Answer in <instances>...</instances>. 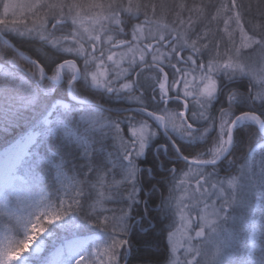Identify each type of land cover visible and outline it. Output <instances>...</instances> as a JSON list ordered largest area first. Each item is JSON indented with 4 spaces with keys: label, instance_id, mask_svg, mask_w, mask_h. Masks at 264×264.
<instances>
[{
    "label": "snow or ice",
    "instance_id": "snow-or-ice-1",
    "mask_svg": "<svg viewBox=\"0 0 264 264\" xmlns=\"http://www.w3.org/2000/svg\"><path fill=\"white\" fill-rule=\"evenodd\" d=\"M0 9V264H264V0Z\"/></svg>",
    "mask_w": 264,
    "mask_h": 264
},
{
    "label": "rangeland",
    "instance_id": "rangeland-1",
    "mask_svg": "<svg viewBox=\"0 0 264 264\" xmlns=\"http://www.w3.org/2000/svg\"><path fill=\"white\" fill-rule=\"evenodd\" d=\"M201 1V0H200ZM167 3L169 4H173V2L170 0V1H166ZM176 3H180V2H185V0H175ZM213 3V4H219L221 2L223 3H228L230 4L231 3V0H204L203 3ZM192 4V3H191ZM190 4V5H191ZM0 11H2V9H0ZM185 15H187V13H185ZM227 17H224V19H226ZM29 24L31 23V19H29ZM217 27L216 23L214 22L213 23V30H215ZM219 29L222 31L223 28H224V24H223V20L221 19L219 21V25H218ZM26 55V54H25ZM253 60H254V66L256 67V70H257V73H258V78H259V67L261 65V59L259 57L258 54L254 55L253 57ZM17 64L20 66V67H25V63L22 59H17ZM237 156H239L240 154L236 153ZM193 184H194V181H193ZM179 195V193H178ZM4 201H0V203H3ZM177 224H179V221H178V218H177ZM99 233L98 231L97 232H94V233H89L90 236H97ZM0 238H3V232L0 234ZM175 240L177 241L178 244H183L184 243V238L182 236L181 233L177 232L176 236H175ZM233 243L239 247L242 248L243 246V243H244V234L241 232V233H238L233 241ZM59 246V245H58Z\"/></svg>",
    "mask_w": 264,
    "mask_h": 264
},
{
    "label": "trees",
    "instance_id": "trees-1",
    "mask_svg": "<svg viewBox=\"0 0 264 264\" xmlns=\"http://www.w3.org/2000/svg\"><path fill=\"white\" fill-rule=\"evenodd\" d=\"M166 1H167V0H154V2H156V3L166 2ZM168 1H170V0H168ZM171 1H172L173 3H176L175 0H171ZM178 1H179V0H178ZM203 1H204V0H202V2H203ZM185 2L188 3V4L190 5L191 3H193V0H185ZM200 2H201L200 0H196V3H200ZM256 2H257V0H237V3H244V4L251 3V4H253V5H255ZM204 3H205V2H204ZM25 47H27V46H25ZM25 54H26V55H29V53H26V52H25ZM245 83H247V81H245ZM97 102L100 103V104H102V105H104L105 108H106V106L109 107L108 104H106L103 100H100L99 98H97ZM237 153L241 155V153H240L239 151H237ZM13 203H14V201H13ZM10 207H11V205H10ZM1 233H2V231H0V234H1ZM16 238L19 239L20 237H16ZM133 246H134V249H135L136 247H140V252H139V253H135V255H136V260H139L140 258H142V257L146 254V250H145L144 247H143V241H142V239H141L139 236H135V237H133ZM161 251H162V249H161ZM136 260L133 261V264H136Z\"/></svg>",
    "mask_w": 264,
    "mask_h": 264
},
{
    "label": "clouds",
    "instance_id": "clouds-1",
    "mask_svg": "<svg viewBox=\"0 0 264 264\" xmlns=\"http://www.w3.org/2000/svg\"><path fill=\"white\" fill-rule=\"evenodd\" d=\"M20 241H21V245L20 246L23 247L24 246V238H23V236L20 237Z\"/></svg>",
    "mask_w": 264,
    "mask_h": 264
},
{
    "label": "flooded vegetation",
    "instance_id": "flooded-vegetation-1",
    "mask_svg": "<svg viewBox=\"0 0 264 264\" xmlns=\"http://www.w3.org/2000/svg\"><path fill=\"white\" fill-rule=\"evenodd\" d=\"M222 175H223V173H222Z\"/></svg>",
    "mask_w": 264,
    "mask_h": 264
}]
</instances>
